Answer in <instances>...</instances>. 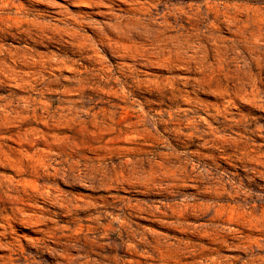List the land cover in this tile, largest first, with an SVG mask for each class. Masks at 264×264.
Returning a JSON list of instances; mask_svg holds the SVG:
<instances>
[{
    "label": "rangeland",
    "instance_id": "rangeland-1",
    "mask_svg": "<svg viewBox=\"0 0 264 264\" xmlns=\"http://www.w3.org/2000/svg\"><path fill=\"white\" fill-rule=\"evenodd\" d=\"M30 2L35 0H5L8 7L0 14V37L9 40L20 37L24 41L5 53L3 59L7 68L0 69L5 73L0 75V107L11 113L7 116L0 114V137H3L0 139V244L6 246L0 248V257L11 260L13 252L8 248H13L24 264H44L45 258L59 264H91L93 260L99 264H243L245 260L250 264H264L261 261L264 257V190L249 194L251 188L264 184V162L237 159L230 163L229 157L222 156L227 166L240 164L243 168L246 164L251 170L246 172V180L238 181V189L229 185L230 190L223 194L220 189L204 188L187 206L172 197L192 188L194 182L191 180L177 181L162 176L148 181L132 173L125 176L123 170L116 172L118 180L117 187L111 190L113 193L123 191L121 184L140 189L130 196L126 193L115 199L109 197L112 205L109 211L115 215L122 214L121 218L126 220L119 233L111 230L119 225L100 228L87 218V212H80L75 217L68 215L63 207V197L58 202L44 195L48 184L66 183L62 178L58 181V174L69 161L73 165L87 163L93 168L103 169L125 156L143 158L139 170L143 174L152 167L147 157L156 155L157 161L163 162L166 160V148L152 137L129 141L128 126L135 128L142 117L115 95L91 94L103 96V100L93 108L99 113L96 120L104 126H113L115 131L102 134L91 117L84 118L83 123L70 117L63 118L59 110L64 108L67 100L74 99L63 95L62 90L71 87L63 78L74 77V70L101 72L104 62L100 49L108 52L114 60L128 58V50L112 28L105 30L101 24L90 23L86 15L57 11L56 26L52 28L22 23L20 16ZM188 2L190 0H184V3ZM63 3L76 13L97 16L101 21L109 19L101 14L108 9L97 0H63ZM172 4L180 6V0H172ZM163 10L168 11L167 8ZM210 15L216 16L217 13L210 12ZM169 19L174 22L175 16ZM184 22L197 27L194 22H188L187 17H184ZM256 32L264 33V27L257 23ZM153 67L164 70L160 64ZM9 69L31 72L38 78L24 77L31 80L32 86L18 87L17 81L9 78ZM232 71L235 72V68ZM39 78H43V82ZM190 83L196 84V81ZM145 87L159 89L160 78L148 81ZM208 94L219 98L220 91L217 89ZM45 102L51 104L47 112L42 110ZM22 104L29 107L23 108ZM200 150L218 151L216 148ZM143 164H147V168ZM151 196L162 199H150ZM57 211L60 222L70 229L82 227L87 231L92 227L96 233L108 231L105 240L85 244L79 255L86 256L87 261H70L62 256H53L49 250L58 247L52 244L55 226L51 223ZM45 217L48 221L39 223ZM100 223L109 225L110 222L103 218ZM220 226L237 231H220ZM81 240L83 242L82 236ZM109 242L117 246H103ZM127 242L134 243L136 247L129 249ZM0 264H5V261L0 260Z\"/></svg>",
    "mask_w": 264,
    "mask_h": 264
},
{
    "label": "clouds",
    "instance_id": "clouds-1",
    "mask_svg": "<svg viewBox=\"0 0 264 264\" xmlns=\"http://www.w3.org/2000/svg\"><path fill=\"white\" fill-rule=\"evenodd\" d=\"M97 2L108 9L101 14L109 19L101 21L97 16L76 13L63 0H35L25 5L26 11L20 20L33 27L52 28L56 26V13L60 11L86 15L88 22L101 24L105 30L112 28L121 38L122 46L127 48L128 58L114 60L108 52L100 49L104 62L101 72L74 70V77L63 78L71 85L62 90L63 95L74 99L67 100L59 111L63 113V118L70 117L81 123L84 118L91 117L94 126L106 134L116 129L96 120L99 113L93 108L103 100V96L91 94L115 95L142 117L135 128L128 126L129 141H141L145 137L161 141L166 148V160L158 162L156 155L150 154L147 160L152 165L151 170L143 174L139 172L143 158L125 156L119 162H110L103 169L93 168L87 163L73 165L69 161L68 166L58 174V181L62 178L66 183L48 184L44 195L58 202L63 197V207L70 216L87 212V218L95 221L100 228L119 225L111 229L119 233L126 220L121 218L122 214L115 215L109 211L112 207L109 197L115 199L126 193L130 196L140 189L121 184L123 191L113 193L111 190L117 187L116 172L123 170L125 176L132 173L148 181L162 176L177 181L191 180L194 182L192 188L172 197L186 206L191 205L204 188L220 189L222 194L230 190L229 185L238 189V181H245L246 172L251 170L246 164L243 168L240 164L227 166L221 157H229L230 163L237 159L264 162V33L256 32L257 23L264 27V0H190L188 3L180 0V6L173 5L172 0ZM6 7L5 0H0V14ZM165 8L167 12L163 10ZM210 12L217 15L212 16ZM172 16H175L174 22H170ZM221 16L223 19H220ZM184 17L197 27H190L184 22ZM18 43H24L23 39L0 37V69L7 68L3 57ZM155 64H160L164 70H157L153 67ZM3 74L4 71L0 70V75ZM8 75L17 81L18 87L32 86L31 80L24 77L38 78L31 72L15 69H9ZM154 78H160L161 87H145ZM39 79L43 82V78ZM193 80L196 84L190 83ZM197 84L200 86L197 87ZM217 89L220 91L219 98L208 94ZM21 107L29 105L22 104ZM49 108L51 104L45 102L42 110L47 112ZM0 114L11 115L4 107H0ZM172 124L176 127H167ZM181 137L187 139L182 140ZM197 140L201 142L197 143ZM202 148H216L218 151L203 152ZM147 166L143 164V167ZM261 190H264V184H257L249 190V194ZM150 199L162 197L151 196ZM59 215L57 211L56 217L51 220L55 226L52 244L58 247L49 250L53 256H62L70 261H87L86 256L79 255L84 251L85 244L105 240L108 231L96 233L92 227L87 231L82 227L73 230L60 222ZM103 218L109 220V225L100 223ZM47 221L45 217L39 223ZM220 231L236 232L237 229L220 226ZM103 246L117 245L109 242ZM4 247L0 244V248ZM127 247L133 249L136 245L127 242ZM8 251L13 252L11 260L4 257L0 260H4L5 264H24L13 248H8ZM261 261L264 262V257ZM44 264L59 262L45 258ZM91 264L99 262L93 260ZM243 264H250V261L245 260Z\"/></svg>",
    "mask_w": 264,
    "mask_h": 264
}]
</instances>
